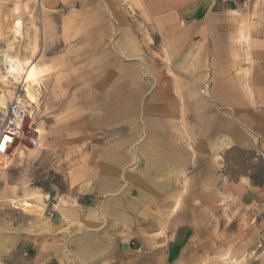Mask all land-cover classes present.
<instances>
[{"label": "rangeland", "instance_id": "obj_1", "mask_svg": "<svg viewBox=\"0 0 264 264\" xmlns=\"http://www.w3.org/2000/svg\"><path fill=\"white\" fill-rule=\"evenodd\" d=\"M256 1L257 13L250 5L244 10L251 9L253 16L249 29L264 38V0ZM99 2L83 6L69 0H0V112L21 93L31 106L26 131L40 137L36 147L24 142V137L1 170L0 264H74L69 258L57 261L43 246L51 237L55 241L69 223L66 209L72 207L71 200L62 198L69 187V171L88 144L110 143L126 135L128 125L111 107L114 90L125 75L137 73L134 69L144 63L157 68L168 82L179 74L174 58L166 52L168 31L161 27L162 19L172 25L173 9L165 7V16L159 18L144 5L125 6L128 0L120 7H105L107 23L119 27L112 12L118 10L116 15L119 12L121 21L126 20L144 53L142 58L127 59L115 53L113 39L97 45L107 25L92 21L102 19L98 15L104 7ZM7 54L28 60L24 78L15 80L7 74ZM142 70L138 71L141 77L150 79L149 72ZM195 75L194 87L207 105L200 120H194L192 103L186 104L190 116L184 118L185 129L191 130L199 121L201 132H217L224 147L219 133L228 120L234 131L247 135L248 143L220 153L216 181H204L202 175L199 183H185L181 202L190 229L173 256L166 247L144 252L134 241L130 253L112 264H264V102L245 110L246 119L238 118L237 104L224 107L212 98L209 71ZM33 79L39 82L34 88L36 103L25 94ZM248 90L260 93L257 88ZM54 198L61 202L58 209L63 215L51 212L57 203Z\"/></svg>", "mask_w": 264, "mask_h": 264}, {"label": "crops", "instance_id": "obj_2", "mask_svg": "<svg viewBox=\"0 0 264 264\" xmlns=\"http://www.w3.org/2000/svg\"><path fill=\"white\" fill-rule=\"evenodd\" d=\"M69 1L93 4V0ZM98 1L104 7L98 15L102 19L92 21L103 23L110 21L106 8L124 3ZM124 5H144L159 18L165 16V7L173 9L172 25L162 19L161 27L168 31L166 52L174 58L179 74L168 82L157 68L144 63L114 90L111 107L128 125L126 135L110 143L88 144L69 171V187L62 196L72 202L66 209L69 223L55 241L51 237L43 245L59 262L69 258L74 264H112L130 253L134 241L144 252L166 247L173 256L185 242L190 229L181 202L185 183H199L202 175L204 181H216L220 153L248 143L247 135L234 131L228 120L219 133L224 147L217 132H201L199 121L191 130L185 129L184 118L190 116L186 104L192 103L194 120H200L207 105L194 87L196 72L209 71L212 98L224 107L237 104L238 118L246 119L245 110L264 102V38L249 29L253 16L251 9L244 10L250 5L257 13L256 0H128ZM115 11L119 27L107 23L97 45L113 39L120 58H142L130 26ZM233 25L240 29L233 30ZM118 31L121 35L116 36ZM140 70L151 78H142ZM250 87L259 89V95L249 94ZM60 205L58 200L53 203L51 212L63 215Z\"/></svg>", "mask_w": 264, "mask_h": 264}, {"label": "built area", "instance_id": "obj_3", "mask_svg": "<svg viewBox=\"0 0 264 264\" xmlns=\"http://www.w3.org/2000/svg\"><path fill=\"white\" fill-rule=\"evenodd\" d=\"M31 106L26 103L21 93H18L5 111L0 112V185L1 170L14 154L23 141L32 145H40V137L37 133L26 131V123L30 118ZM134 244V242H133Z\"/></svg>", "mask_w": 264, "mask_h": 264}, {"label": "bare ground", "instance_id": "obj_4", "mask_svg": "<svg viewBox=\"0 0 264 264\" xmlns=\"http://www.w3.org/2000/svg\"><path fill=\"white\" fill-rule=\"evenodd\" d=\"M47 7V6H46ZM48 20V19H47ZM46 20V21H47ZM21 24L18 23L17 25V29L20 28ZM20 31V30H19ZM18 32V31H17ZM48 34V33H47ZM26 40V39H25ZM27 41V40H26ZM25 51V50H24ZM6 65H7V74L12 77L15 80H19L21 78H24V75L28 74V68H29V62L28 60H22L18 57L15 56H11V55H6ZM31 70V69H29ZM37 72V71H36ZM31 76V75H30ZM32 77V76H31ZM8 80V79H7ZM23 80V79H22ZM40 80V79H39ZM25 82V81H23ZM30 83V82H29ZM39 82L36 79L32 80V84L31 85H27L25 88V94L28 98V100L31 101V103H36L37 101V96L34 93L35 92V86L38 84ZM25 86V85H24ZM4 100V99H2ZM38 106V105H37ZM19 147V146H18ZM27 202H25V208L27 209Z\"/></svg>", "mask_w": 264, "mask_h": 264}]
</instances>
